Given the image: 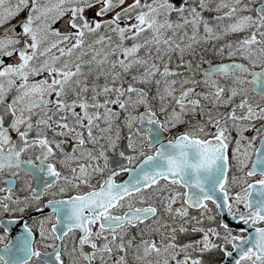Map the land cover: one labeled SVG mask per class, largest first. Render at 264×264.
I'll use <instances>...</instances> for the list:
<instances>
[{
    "label": "snow or ice",
    "instance_id": "6c2138e0",
    "mask_svg": "<svg viewBox=\"0 0 264 264\" xmlns=\"http://www.w3.org/2000/svg\"><path fill=\"white\" fill-rule=\"evenodd\" d=\"M0 264H264V0H0Z\"/></svg>",
    "mask_w": 264,
    "mask_h": 264
}]
</instances>
